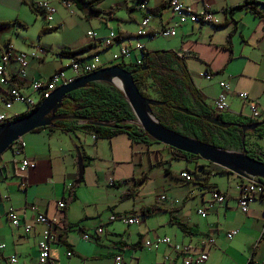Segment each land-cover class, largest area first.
I'll return each instance as SVG.
<instances>
[{"label":"crops","instance_id":"crops-1","mask_svg":"<svg viewBox=\"0 0 264 264\" xmlns=\"http://www.w3.org/2000/svg\"><path fill=\"white\" fill-rule=\"evenodd\" d=\"M48 1L56 9L53 27L49 28L63 37L55 43L39 44L45 54L39 60H30L27 77L21 83L24 91L30 82L48 79L57 71L68 74L71 59L57 56L60 50L94 45L80 59L90 55L83 60L89 62L97 55L103 67H107L120 47L140 42L147 51L170 50L184 55L193 83L209 107L220 91L219 82H226L231 88L229 115L249 117V101L237 97L238 93H246L264 117V0H253L259 15L246 9L226 12L244 0H180L197 12L206 7L211 9L219 21L217 25L177 24L168 8L170 0H148L151 20L147 33L165 26L176 31L165 44L149 41L146 44L147 37H136L143 14L134 0H104L97 8L105 14H92L86 7L74 5L79 15L70 14L63 0ZM39 15L32 13L23 0H0V23L8 24L0 30V54L7 44L16 51L29 52L26 50L31 46L25 44L23 30L29 23L38 22L32 16ZM110 30L117 38L125 39L114 40L111 47L103 48L101 41ZM89 32L96 35L95 39L88 37ZM14 34L18 37L16 42L12 40ZM15 69L16 64L8 65L10 72ZM202 72L212 74L211 80L200 77ZM6 90L0 84V113L21 115L14 110L16 104L8 111L4 109ZM21 141L20 156H14L11 150L0 158V245H4L0 249V264H13L12 256L16 257L14 264H38L37 243L45 225L36 224L25 233L22 227L13 228L6 217L13 210L21 224L30 222L35 215L31 207L56 221L52 227L56 241L50 245L54 264H115L117 255L126 264H184L186 255L176 252L173 245L189 246L192 248L189 256L194 257L200 250L199 239L205 236L213 237L215 245L207 250L208 258L203 264H245L246 249L253 246L256 247L251 256L253 264H263L255 258L264 241V197L254 200L247 213H241L236 203L237 185L241 181L237 176L220 174L219 167L202 165L206 163L201 160L182 161L183 164L173 167L169 149L132 143L126 134L94 141L88 132L64 133L48 127L26 134ZM76 148H81L86 158L79 185H75ZM23 158L34 168L20 174L17 165ZM199 166L210 172L206 176L214 188L202 187L195 178L187 183L179 177L180 172L194 171ZM150 171L156 174L151 177ZM213 190L227 194V202L211 204ZM70 191L75 199L69 197ZM162 195L166 197L164 201L160 199ZM59 202H64L63 209L58 207ZM147 207L155 210L142 217L140 213ZM201 209L204 215L198 214ZM111 216H138L140 222L128 225L110 221ZM177 223L183 224L188 232L181 231ZM98 228L102 229L99 235ZM233 230L237 235L232 240L226 239L225 234ZM85 234L90 239L85 240ZM160 237L170 238L171 245L158 249L144 247L145 241Z\"/></svg>","mask_w":264,"mask_h":264},{"label":"trees","instance_id":"trees-1","mask_svg":"<svg viewBox=\"0 0 264 264\" xmlns=\"http://www.w3.org/2000/svg\"><path fill=\"white\" fill-rule=\"evenodd\" d=\"M71 2L77 8L86 7L92 14H105L97 6L104 0H63ZM30 11L36 15L42 13L38 11L33 2L23 0ZM256 2L253 0H244L240 5L226 11L231 14L240 9H246L254 15L260 12L256 9ZM164 8V6L162 7ZM43 16V15H42ZM44 17V16H43ZM7 23H0V30L5 29ZM54 28H43L42 33L54 31ZM121 36V35H120ZM123 41L124 37H118L115 40ZM94 48V45H86L74 50H60L56 53L62 58H69L75 61H83L90 57L80 59L79 56L88 53ZM141 63L120 62L116 65L132 73V78L143 97L149 98L143 88L154 89L158 99L163 105L151 106L152 115L158 120L164 128L180 133L185 136H191L196 140L213 145L222 149H234L241 153L264 163V153L257 155L251 148L256 145H248V138L261 140L264 138V117L260 120H251L244 116H231L227 113L214 114L212 109L204 102L200 92L193 83V80L186 67V57L170 50H143L140 53ZM175 107L188 110L194 115H188L175 110ZM28 114V113H27ZM27 114H21L12 119L15 121ZM59 117L54 121L50 128L59 129L64 133L88 132L95 136L96 140H108L118 134H126L132 143L149 146L151 143H157L152 140L139 125L134 123L135 117L125 100L121 91L113 85L105 83H91L87 86L69 93L62 101L61 108L55 113ZM216 117L221 122L238 124L242 126L262 123L261 126L252 131L243 133L236 126L226 129L218 128L205 120V117ZM91 123H100L101 126ZM48 128V127H47ZM39 128L37 130H40ZM15 144V143H14ZM12 146V152L16 145ZM170 152V160L193 162L201 160L198 156L190 155L175 149L167 147ZM80 154L85 156L79 148ZM208 165H212L207 162ZM85 166V164H84ZM202 187L214 188L215 185L208 184V175L210 172L203 167H197V170L188 171ZM220 174H232L225 169H219ZM126 180L123 181L125 184ZM264 187V180H260ZM122 184V185H124ZM72 187H76L72 185ZM75 199V195L70 191L69 197ZM263 198V197H262ZM153 207L142 209L141 216H148L154 212ZM181 231L187 233V228L177 223ZM264 234H262L263 237ZM261 237V238H262ZM256 247L253 250V255ZM247 264H253L252 257Z\"/></svg>","mask_w":264,"mask_h":264},{"label":"built area","instance_id":"built-area-1","mask_svg":"<svg viewBox=\"0 0 264 264\" xmlns=\"http://www.w3.org/2000/svg\"><path fill=\"white\" fill-rule=\"evenodd\" d=\"M137 3L138 9L143 14V18L140 22V26L136 31V37H147L149 40L154 39L156 36H162L165 38L174 37L176 31L173 27H163L154 33H147L146 28L148 27L151 15L148 8V0H134ZM64 6L69 10L70 14L74 13V5L71 2L63 1ZM35 8L40 11L47 23H51L54 19L56 9L48 0H38L34 3ZM172 15L176 19L177 24H214L217 25L219 21L215 18L214 12L206 7L201 12L193 10L190 6L182 3L180 0H170L168 4ZM88 37L95 39L96 35L92 32L88 33ZM117 38V34L110 30L107 36L101 41V47L109 48L112 46L113 41ZM145 49L144 44L140 42H134L132 45H125L120 47L115 54L112 55L109 63L113 61H118V63L132 62L136 64L141 63L140 53ZM45 54L44 48L36 47V49L30 50L29 52H20L13 49L10 44L5 45L2 53L0 54V84L7 88L4 99L3 107L6 111L10 110L14 104H24L26 110L23 114H27L38 107V105L45 99H47L50 94L59 86L66 85L72 82L76 77L90 74L103 68V63L101 59L94 55L89 62L85 61H75L71 59L69 65L73 76L66 75L63 71H57L53 73L48 79L40 81L30 82L26 88L23 90V81L27 77V69L31 59H41L40 55ZM16 64L15 72H10L8 70V65ZM200 77L205 80H211L212 74L208 72L200 73ZM220 91L214 100L211 102L210 108L214 114L227 113L229 111L228 96L231 92L230 85L226 82H219ZM237 97L241 101H249V117L251 120H260L261 114L257 108V105L250 101L249 96L246 93H238ZM16 116H9L6 112L0 113V127L6 125ZM92 139L95 141V136L92 135ZM16 149L13 151L14 156L21 155L22 141L15 143ZM34 168V164L29 163L26 159H21L17 165V170L20 174L25 173L27 170ZM179 177L185 182H192L194 177L187 171H182L179 173ZM113 183V181H110ZM121 184H124L123 181ZM264 197V187L262 184L257 182H251L241 179L237 185V197L236 203L238 210L245 214L249 210L250 204L258 199ZM228 195L217 190L211 191L210 202L211 204L222 205L227 202ZM161 200H165L166 197L162 195ZM177 203V201H175ZM64 202H59L58 207L60 209L64 208ZM34 212V217L30 222L20 223L19 216L16 211H9L6 217L13 228L22 227L25 233L32 231L34 225L42 224L45 225V229L42 231L41 238L37 243L38 248V264H54V261L50 257V245L56 241V235L52 232V227L56 223L55 219L48 218L46 215L36 212L35 207L30 208ZM198 214L204 215L205 211L203 209L198 210ZM119 220L128 225L137 224L140 222V217H116L111 216L110 221ZM96 233L99 235L102 233V229L98 228ZM237 231L233 230L225 234L226 239L232 240L236 235ZM85 240L90 239V236L85 234L83 236ZM144 247L148 249H158L161 245H171V240L168 237L155 238L154 240H147L144 243ZM215 245V239L211 236L201 237L198 241L199 252L194 256L190 257L192 248L189 246H183L175 244L173 249L186 255L184 264H203L207 258V250ZM4 248V245H0V249ZM11 263H16V257L12 256L10 259ZM115 264H126L124 263L122 256L117 255L114 258Z\"/></svg>","mask_w":264,"mask_h":264},{"label":"water","instance_id":"water-1","mask_svg":"<svg viewBox=\"0 0 264 264\" xmlns=\"http://www.w3.org/2000/svg\"><path fill=\"white\" fill-rule=\"evenodd\" d=\"M91 83H105L113 85L122 92L127 101L137 124L141 129L155 142L162 144L171 149H175L190 155L198 156L201 160L225 169L240 179L257 182L264 180V163L251 158L241 152L228 151L196 140L191 136H185L164 128L158 120L152 115L151 106L163 105L160 101H154L143 97L139 92L132 73L124 70L114 64L103 67L90 74L76 77L72 82L57 87L50 96L43 100L36 109L30 111L27 115L10 121L0 127V158L14 143L22 140L23 136L39 128H47L59 119L55 115L56 111L61 108L63 99L71 92L81 89ZM120 84V86L117 85ZM175 110L188 115H194L192 112L177 108ZM205 120L221 129L236 126L243 133L252 131L262 125L257 123L248 126L221 122L216 117H205ZM92 125L101 126L100 123H91ZM77 168L78 175L75 185L82 182L84 175L83 158L78 148Z\"/></svg>","mask_w":264,"mask_h":264},{"label":"rangeland","instance_id":"rangeland-1","mask_svg":"<svg viewBox=\"0 0 264 264\" xmlns=\"http://www.w3.org/2000/svg\"><path fill=\"white\" fill-rule=\"evenodd\" d=\"M75 12L76 11L74 10V13ZM32 18L34 20L38 19V22H36V23H29L30 25H28L27 28L25 30H23V34H26V38H27V43H25V44L27 45V47L28 46H31L26 51H30V50L36 49V47H39V44H49V43H55L57 41H61L63 35H62V33L58 32V31H55V32L52 31V32H49V33H42L41 32V30L43 28L53 27V21L51 23H49V24H45V23H47L46 20H45V18H42L40 15L39 16H32ZM39 25H40V27H39ZM17 39H18V37H16L15 34H14V36H12V40H14L16 42ZM148 41L149 42H152V43L153 42H158V43L165 44V43L168 42V38H165V37H162V36H156L152 40H147L146 41V44L149 43ZM11 46L13 47V45H11ZM114 51H116V50H114ZM40 56L43 57V55H40ZM110 56L111 55L108 54V57H110ZM66 61H67V66H68L69 59L66 60ZM116 63H118V61H113V62H111L110 65H113V64H116ZM66 70H68V74H66V75H68V76H73L74 75L73 72L71 71L70 67L67 68ZM143 92L149 97V99L154 100V101H157L158 97H157L154 89L145 87V88H143ZM14 110H15L16 114H22V113L25 112L26 107H25L24 104H16V106L14 107ZM134 123L136 125H138L137 122H136V120L134 121ZM247 142H248V145H250V146L256 145V147L251 148V149L257 155H260V154L264 153V138L261 139V140H258L256 138H253L252 137V138H248ZM150 145H153V146H151L152 148H154V147H160L161 148L162 147V149L168 150V148L166 146H163V145L158 146L159 145L158 143H151ZM226 150L233 151V152H238V153L240 152L238 150H234V149H230V148L229 149H226ZM10 151H11V149L7 150L2 155V157L5 156L7 154V152H10ZM170 161H172V160H170ZM201 161H203V160H201ZM203 162H205V161H203ZM183 163L184 162H182V161H173L172 162V165L174 167L175 165L183 164ZM205 163L206 164L203 163L202 165L209 166L207 164V162H205ZM200 167H204V166H200ZM148 173L151 174V177H152V175H155L156 174L155 171H150ZM155 178H157V176ZM218 180H220V179H218ZM259 248L260 249H259V251L257 253V256H256V258L255 257L254 258H255V260H257V262H262L264 264V241L262 242L261 245H259ZM253 250H254V246H253L252 249H248V250L246 249L247 259H246V263L245 264L248 263L249 259L253 255Z\"/></svg>","mask_w":264,"mask_h":264},{"label":"bare ground","instance_id":"bare-ground-1","mask_svg":"<svg viewBox=\"0 0 264 264\" xmlns=\"http://www.w3.org/2000/svg\"><path fill=\"white\" fill-rule=\"evenodd\" d=\"M117 85H118V86H120V84H119V83H117Z\"/></svg>","mask_w":264,"mask_h":264}]
</instances>
